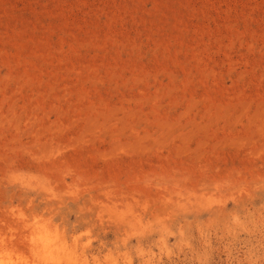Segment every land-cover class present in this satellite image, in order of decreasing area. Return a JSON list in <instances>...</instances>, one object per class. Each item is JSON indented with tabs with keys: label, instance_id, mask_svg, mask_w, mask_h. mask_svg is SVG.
I'll list each match as a JSON object with an SVG mask.
<instances>
[{
	"label": "rangeland",
	"instance_id": "374dc122",
	"mask_svg": "<svg viewBox=\"0 0 264 264\" xmlns=\"http://www.w3.org/2000/svg\"><path fill=\"white\" fill-rule=\"evenodd\" d=\"M0 264H264V0H0Z\"/></svg>",
	"mask_w": 264,
	"mask_h": 264
},
{
	"label": "bare ground",
	"instance_id": "6f19581e",
	"mask_svg": "<svg viewBox=\"0 0 264 264\" xmlns=\"http://www.w3.org/2000/svg\"><path fill=\"white\" fill-rule=\"evenodd\" d=\"M31 241H32V240H31ZM31 241H30V242H31ZM43 252H44V251H43ZM50 262H51V261H50Z\"/></svg>",
	"mask_w": 264,
	"mask_h": 264
}]
</instances>
